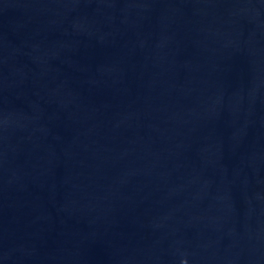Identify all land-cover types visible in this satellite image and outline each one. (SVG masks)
<instances>
[{"label": "water", "instance_id": "obj_1", "mask_svg": "<svg viewBox=\"0 0 264 264\" xmlns=\"http://www.w3.org/2000/svg\"><path fill=\"white\" fill-rule=\"evenodd\" d=\"M0 264H264V0H0Z\"/></svg>", "mask_w": 264, "mask_h": 264}]
</instances>
